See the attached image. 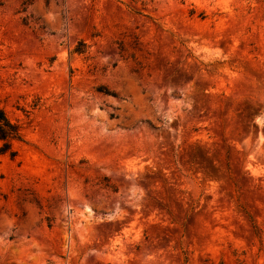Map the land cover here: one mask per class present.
I'll list each match as a JSON object with an SVG mask.
<instances>
[{
	"label": "rangeland",
	"instance_id": "obj_1",
	"mask_svg": "<svg viewBox=\"0 0 264 264\" xmlns=\"http://www.w3.org/2000/svg\"><path fill=\"white\" fill-rule=\"evenodd\" d=\"M0 107V264H264V0H0Z\"/></svg>",
	"mask_w": 264,
	"mask_h": 264
},
{
	"label": "trees",
	"instance_id": "obj_2",
	"mask_svg": "<svg viewBox=\"0 0 264 264\" xmlns=\"http://www.w3.org/2000/svg\"><path fill=\"white\" fill-rule=\"evenodd\" d=\"M100 88V91L111 94L113 96L116 95L113 91H109L105 87ZM21 139L22 134L20 126L17 123L13 122L6 114L5 110L0 107V153L9 152V154L13 156L15 152L12 150V143L15 140Z\"/></svg>",
	"mask_w": 264,
	"mask_h": 264
}]
</instances>
